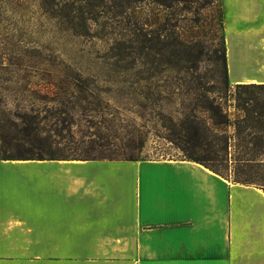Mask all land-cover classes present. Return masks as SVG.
I'll list each match as a JSON object with an SVG mask.
<instances>
[{"label":"crops","instance_id":"1","mask_svg":"<svg viewBox=\"0 0 264 264\" xmlns=\"http://www.w3.org/2000/svg\"><path fill=\"white\" fill-rule=\"evenodd\" d=\"M223 2L264 32V0ZM0 264H264V191L189 160L0 158Z\"/></svg>","mask_w":264,"mask_h":264},{"label":"rangeland","instance_id":"2","mask_svg":"<svg viewBox=\"0 0 264 264\" xmlns=\"http://www.w3.org/2000/svg\"><path fill=\"white\" fill-rule=\"evenodd\" d=\"M213 1L184 12L180 30L148 31L147 49L128 30L0 22V158L188 160L167 140L168 119H182L200 93L189 80L222 77V40L230 87L264 84V32L228 25L223 0ZM23 114L38 117L51 150L10 152L7 128Z\"/></svg>","mask_w":264,"mask_h":264},{"label":"trees","instance_id":"3","mask_svg":"<svg viewBox=\"0 0 264 264\" xmlns=\"http://www.w3.org/2000/svg\"><path fill=\"white\" fill-rule=\"evenodd\" d=\"M213 3V0H0V22L69 31L128 30L147 49L146 44L151 41L147 39L148 31L180 30L186 20L182 18L184 12L204 9ZM194 22L202 24L200 20ZM217 60L222 69L220 79L198 78L192 82L185 78L200 93L189 97L191 109L182 119L176 122L168 119L167 140L182 144L180 148L189 161L226 179L227 172H233L234 182L264 191V84L230 87L223 40ZM18 120L10 121L9 128L2 127L9 132L10 152L43 153L57 144L49 136L43 137L37 116L23 114Z\"/></svg>","mask_w":264,"mask_h":264}]
</instances>
